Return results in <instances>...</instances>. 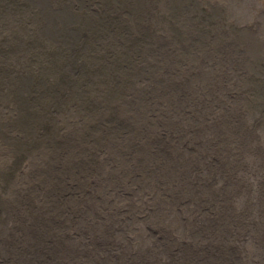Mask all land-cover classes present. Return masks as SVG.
Here are the masks:
<instances>
[{
	"label": "rangeland",
	"instance_id": "obj_1",
	"mask_svg": "<svg viewBox=\"0 0 264 264\" xmlns=\"http://www.w3.org/2000/svg\"><path fill=\"white\" fill-rule=\"evenodd\" d=\"M35 211L86 258L264 264V0H0V227Z\"/></svg>",
	"mask_w": 264,
	"mask_h": 264
},
{
	"label": "bare ground",
	"instance_id": "obj_2",
	"mask_svg": "<svg viewBox=\"0 0 264 264\" xmlns=\"http://www.w3.org/2000/svg\"><path fill=\"white\" fill-rule=\"evenodd\" d=\"M46 218L43 211L30 212L29 221H23L21 227H17L15 238L0 227V252L22 254L15 264H159L155 261L149 263L140 256L133 261L117 259L111 262L104 250L106 241L110 242L113 237L109 236L108 230L106 233L105 225L88 228V232L93 230L91 247L88 249L96 252V256L86 258V249L80 248L76 241L64 239L60 230L50 228L53 225H49ZM19 233L23 236L19 237Z\"/></svg>",
	"mask_w": 264,
	"mask_h": 264
}]
</instances>
